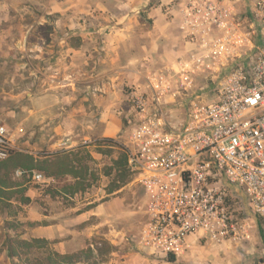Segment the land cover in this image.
I'll use <instances>...</instances> for the list:
<instances>
[{"label":"crops","instance_id":"0c3cea01","mask_svg":"<svg viewBox=\"0 0 264 264\" xmlns=\"http://www.w3.org/2000/svg\"><path fill=\"white\" fill-rule=\"evenodd\" d=\"M179 1L0 0V120L9 126L12 142L9 155L0 160V264L18 261L9 257L7 234L47 240L60 254L92 248L97 264H221L220 251L238 247L190 235L184 253L170 261L141 245L147 209L142 218L136 208L126 206L123 188L91 193L88 186L67 194L57 178L37 183L18 175L26 170L22 163L15 165L21 153L43 161L61 153L101 159L108 150L122 151L119 138L130 129L135 112L127 91L147 90L150 74L178 69L191 58L194 45L184 37ZM17 38L22 57L32 54L36 61L48 53L45 38L52 39L47 45L53 59L57 56V80L48 85L39 77L31 88L27 72L17 76L12 65L1 64H6L7 54L17 52ZM34 70L38 75L36 66ZM197 82L198 96L215 100V73L205 72ZM188 103L181 97L167 108L175 122L181 116L178 124ZM96 139L101 143L93 144ZM83 164L89 182L93 169ZM60 197L70 202L61 204ZM20 226L25 228L22 233L15 230Z\"/></svg>","mask_w":264,"mask_h":264},{"label":"built area","instance_id":"2783aa9c","mask_svg":"<svg viewBox=\"0 0 264 264\" xmlns=\"http://www.w3.org/2000/svg\"><path fill=\"white\" fill-rule=\"evenodd\" d=\"M179 13L191 58L130 93L134 119L118 142L147 196L140 243L165 258L182 255L190 235L244 243L257 223L248 213L264 220V0H247L243 20L224 0H180ZM205 72L219 83L209 102L197 93ZM181 97L188 110L176 127L167 108ZM11 143L0 126V160Z\"/></svg>","mask_w":264,"mask_h":264},{"label":"rangeland","instance_id":"374dc122","mask_svg":"<svg viewBox=\"0 0 264 264\" xmlns=\"http://www.w3.org/2000/svg\"><path fill=\"white\" fill-rule=\"evenodd\" d=\"M226 4L232 6L235 8V11L239 13V16L241 20L245 19V13L247 11V0H224ZM178 3V2H177ZM178 7V8H177ZM176 8L179 10V3L176 6ZM176 9V10H177ZM167 13L170 14V12L167 9ZM172 15L174 14L171 13ZM170 14V15H171ZM180 14V13H179ZM51 40H47L45 38V46L48 52L47 54L44 53L43 59L41 60H34V56L31 54L29 55H23L20 54L18 51L20 49V42L17 38L14 43H17V52L16 53H10L6 55L7 62L1 63L2 65H12V71L13 74L19 76L22 75L23 71L24 73L27 72V81L29 82V87L34 88L33 85L35 84L36 78H41L45 80V82L50 85L52 84V79L58 78L57 73V65H54L56 62L57 56L53 59V53L51 46L48 47V43L51 44ZM21 41V39H20ZM10 43V41H9ZM3 45V49H4ZM65 63L68 64L67 58H65ZM19 65L21 67L19 68ZM36 66V69L38 70V75L36 74L34 67ZM17 67V70H16ZM66 67L67 65L63 66ZM21 72V73H20ZM20 73V74H19ZM44 82V83H45ZM219 83L215 82V90L217 88ZM131 91H127L126 96H130ZM131 107L132 103L130 102ZM134 108V107H132ZM177 119L181 120V116H176ZM173 119L175 116L172 117ZM171 118V115L169 114L168 119L169 122L171 121L172 125H177L178 120L176 122ZM64 120V119H63ZM66 120V119H65ZM64 120V121H65ZM184 120V118H183ZM182 120V121H183ZM67 122V120H66ZM65 122V124H66ZM181 122V121H180ZM0 126H4L6 129L9 128V126L4 123L2 120H0ZM178 127L180 124L177 125ZM9 131V129H8ZM129 136V128L126 129L121 137L119 138V141L124 142L128 139ZM67 140V139H66ZM93 144L101 143V140H93ZM106 142V141H105ZM102 142V143H105ZM64 147V146H61ZM121 151L120 150H108L106 153H104L103 158L95 159L92 155L87 153H82V158L84 159V162L88 163L92 167V176L90 178L91 185L89 187V190L91 189V193H98L100 192V188L108 189V188H114V187H120L123 188L124 191L121 195L125 198L126 206L131 207L133 209L136 208V211H139L140 215H142V218L144 217V213L147 209V196L144 190V187L142 183L140 182L139 178L129 169L127 165H122L119 168L116 166L115 161L121 159ZM101 154V152H100ZM68 183L67 178H59L57 184L60 185V188L65 184ZM101 194V193H100ZM101 196V195H100ZM60 202L63 205H67L70 201L68 198L60 197ZM248 216L251 219V222L254 223L256 221L257 223H254L253 229L251 231V238L250 240L241 243L236 244V249H229L228 253H221L219 254V262L222 261L221 264L224 263H233V264H264V243L261 238L260 229L258 225V219L255 217L254 214L251 212L248 213ZM25 228L23 227H16V231L19 233H22ZM97 241L99 239H96ZM39 245H35L34 248H32L27 254L24 255V258L19 261H15L12 264H28L26 262V259L31 261L34 264H41L40 261L48 256L49 252L52 250L51 245L47 244L46 247L40 248ZM100 247V246H99ZM233 252L231 253V251ZM226 252V251H225ZM241 256L239 259L238 257ZM217 264V263H216Z\"/></svg>","mask_w":264,"mask_h":264},{"label":"trees","instance_id":"16d2710c","mask_svg":"<svg viewBox=\"0 0 264 264\" xmlns=\"http://www.w3.org/2000/svg\"><path fill=\"white\" fill-rule=\"evenodd\" d=\"M106 143H113L112 140H105ZM122 161L116 160L115 164L119 168L122 165L128 164L127 155L124 151H121ZM80 153H65L59 154L55 157L54 160L48 158L43 161L37 160L34 155L21 153L14 158L15 165L18 166L19 163H22V167L28 171L41 170L44 171L48 178L55 177L66 178L68 176L73 177L76 181L65 183L62 186V189L67 194H75L80 191H84L88 186L91 185V182L87 181L88 175V166L83 164L84 159L79 156ZM89 154V153H88ZM5 165L4 167H6ZM2 165H0V169ZM8 168V167H7ZM6 168V169H7ZM0 196H2L0 191ZM258 225L260 229V234L262 241L264 243V220L258 218ZM49 244L47 240H25L20 238L19 235H8L5 241V246L8 250L9 257L14 259L17 258L22 260L24 255L27 254L35 245L38 247L44 248ZM101 253V251H99ZM170 261H174L175 257L171 256L168 258ZM28 264H34L28 259H26ZM80 262H88L90 264H97L96 255L92 248L84 249L80 252L71 253V254H60L51 250L47 257L40 261L41 264H78Z\"/></svg>","mask_w":264,"mask_h":264}]
</instances>
